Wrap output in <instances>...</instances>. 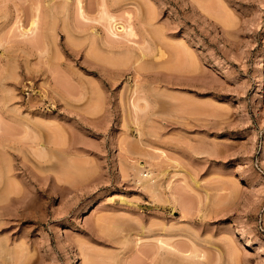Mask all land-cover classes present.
I'll use <instances>...</instances> for the list:
<instances>
[{
  "label": "rangeland",
  "instance_id": "1",
  "mask_svg": "<svg viewBox=\"0 0 264 264\" xmlns=\"http://www.w3.org/2000/svg\"><path fill=\"white\" fill-rule=\"evenodd\" d=\"M79 1L0 0V264H264V0Z\"/></svg>",
  "mask_w": 264,
  "mask_h": 264
},
{
  "label": "bare ground",
  "instance_id": "2",
  "mask_svg": "<svg viewBox=\"0 0 264 264\" xmlns=\"http://www.w3.org/2000/svg\"><path fill=\"white\" fill-rule=\"evenodd\" d=\"M78 2L80 3V1L78 0ZM80 10H81V6H79L78 7ZM82 11V10H81ZM83 13H84V11H82ZM79 13H81V12H79ZM82 13V14H83ZM104 15V14H103ZM109 26H108V29H109V31H110V33L111 34H113V35H116L117 34V32L115 31V30H113V27H114V29H115V24H113V23H110L109 22V24H108ZM143 166H141V168H142ZM138 170H139V168H138ZM145 170V169H144ZM140 172V175L138 176V178L139 179H143V177H144V186L146 187V188H148L149 190H151V191H153V184H152V180H151V173H150V171H149V169H147L146 170V174L145 175H143V172L142 171H139ZM170 195V199H174L175 200V197H174V194H172V191H171V194H169ZM172 197V198H171Z\"/></svg>",
  "mask_w": 264,
  "mask_h": 264
}]
</instances>
